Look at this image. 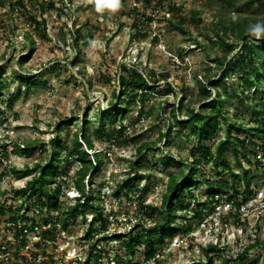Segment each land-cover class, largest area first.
<instances>
[{
	"label": "rangeland",
	"instance_id": "rangeland-1",
	"mask_svg": "<svg viewBox=\"0 0 264 264\" xmlns=\"http://www.w3.org/2000/svg\"><path fill=\"white\" fill-rule=\"evenodd\" d=\"M17 1L0 0V78L7 85L0 97V144L7 147L5 154H0V202L5 200L7 209L5 214H0V230L4 229L14 213L9 206L15 209L21 201V196H11V190L24 186L32 176L17 179L8 172L9 167L32 166L49 151L55 142L51 140H70L77 128L75 125L55 131L57 123L65 116L80 118L79 114H86L95 128L98 108L106 106L114 90L119 93L117 76L122 65L138 66L145 72L155 71L160 79L159 85L155 93L148 94L144 103L137 102L132 106L122 120L127 126L124 133H115L110 140L94 142L89 155L94 158L96 152L101 154L103 165L86 190L99 191L104 196V215L110 217L106 229L109 233L126 232L136 224L150 226L161 214L159 209L149 206L160 207L168 176L178 169L175 161L182 162L181 168L187 171L192 157L190 153L195 151L200 158L205 151L214 153L217 142L225 133L220 119L216 133L201 144L196 143L187 129L180 127L172 128L169 142L165 138L159 140V135L168 131L171 104L176 106L183 102L184 106L197 109L200 104L193 97L198 90L197 80L217 79L221 73L220 64L214 59L222 51L218 43L213 44L210 40L215 37L212 23L222 13L235 18V9H225L220 0H121V8L113 13L108 9L98 12L94 3H85V0H23L24 7L18 6ZM224 10H227L226 13ZM193 11L198 14H193ZM32 15L38 20L44 19L45 28L36 29L31 23ZM168 18L181 21L184 32L172 27ZM27 34L34 42L30 48L27 47ZM21 56L25 59L22 66L19 63ZM75 58L77 64L72 66L70 62ZM57 62L64 66L60 71H54L56 67L52 66ZM19 70L38 74V79L44 84L30 87L26 92L15 76ZM165 74V77L161 76ZM167 85H171L175 92L167 93ZM218 88L226 98L223 106L228 109V116L243 125L240 127L230 121L235 129L233 132L241 140H253L244 126L264 123V101L261 99L264 89L252 88L250 92L258 90L259 93L247 101L248 91L239 95L246 89L235 74L229 75ZM180 89H184L185 94L180 93ZM234 92L238 96L232 98ZM214 94L212 89V96ZM8 99H12L11 107L6 106ZM248 102L251 107L247 106ZM151 107L154 112L159 110L158 119L153 117L155 113L145 114ZM182 118L183 115H179V119ZM111 129L112 125L108 124L104 132L112 134ZM143 142L152 143L153 148L144 150L140 155L138 146ZM255 142L259 148L262 141L256 139ZM29 143L34 146L30 155L14 152L15 144L22 147ZM231 145L229 143L225 147V154L232 170L242 173L231 152ZM254 148L252 145L248 147L250 150ZM258 148L255 151L260 153L261 158L257 159L264 161V152ZM169 158H174V162L165 164ZM239 159L246 169L252 170L249 186L231 181L228 168L220 164L217 166L209 158H202L201 170L196 175L199 184L192 187L196 202H206L201 217L190 211L196 202L193 203L191 194L184 191L187 209H181L179 205H174V208L177 214L186 213L188 217L176 218L172 223V226L178 225L181 229L174 232L165 228L156 239L155 259L146 260L142 247L137 249L133 263L205 262L203 248L217 244L218 249L211 254L213 264H224L225 259H229L228 264H238L240 253L246 264H263V244L246 249L249 244L264 241V168L258 167L254 161L247 162L242 154ZM77 168L78 164L72 161L61 165L60 170L63 173L67 171L65 177L69 180L59 196L64 204L74 203L75 197L79 196L72 184ZM135 173L141 177L136 193L133 192L130 199L124 196L118 200L111 193L112 189L129 174ZM217 180L227 184L213 201L211 195L218 190L213 183ZM139 191L141 201L138 199ZM229 196H232L231 200ZM35 208L31 207L28 219L43 221L44 217L52 222V218L58 221L61 216L59 211L46 213V209L39 211ZM142 209L144 212H141ZM90 217L91 211L85 214V218L80 213L76 219L68 221L67 228L59 227L52 232L66 248L67 264L79 251L76 249L78 245L89 244V240L80 238ZM3 238L5 233L0 232V240ZM160 242H163L162 246H159ZM100 244L104 245L103 242ZM13 249L14 246L11 247ZM53 249L56 252L59 248ZM118 252L121 260H127L125 250L119 247Z\"/></svg>",
	"mask_w": 264,
	"mask_h": 264
},
{
	"label": "trees",
	"instance_id": "trees-1",
	"mask_svg": "<svg viewBox=\"0 0 264 264\" xmlns=\"http://www.w3.org/2000/svg\"><path fill=\"white\" fill-rule=\"evenodd\" d=\"M223 3V7L234 8L236 17H229L228 15L217 16L216 21L212 23V28L215 30V37L210 39L213 44L218 43L221 48L222 54L216 56L214 61L220 64L222 69L217 79L197 80V93L193 97L199 102L197 109L184 106L183 102L176 105L173 103L170 106L168 112L169 115V127L165 134L159 135V140L165 138V141H170V131L174 127H180L187 129L196 139L197 144H201L204 139H207L216 133L218 130L220 119L224 123L225 133L223 138L217 142V146L214 153L205 151L201 153V158L196 152H191L192 155L189 163L188 170L181 168L182 162L175 161L178 169L172 172L168 176V182L166 185L165 192L162 196L160 207L149 206L153 209L160 210V218L154 219V223L148 227L140 226L136 224L126 232H115L110 236L103 234L102 236L95 238V243L101 239H116L119 240L120 245L127 252V260L117 259L118 264H139L133 263V257L139 248H144V258L155 259L157 254V243L156 240L158 235L163 232L165 228L176 232L181 228L178 225L172 223L176 218L186 219L188 216L186 213L177 214L174 205H179L181 209H187V204L184 201V191L191 194L193 203L196 202V197L192 191V187L199 184L196 180V175L200 172V163L202 158L211 159L218 166L223 165L225 168L230 170L231 181L242 182L246 186L250 185V177L252 170L246 169L239 155L242 154L247 162L254 161L258 167L264 168V161L257 159L256 139L262 141L259 145V150L264 152V123H257L250 126H244L247 131L253 136V140L244 138L241 140L235 130L231 126L233 121L234 125H240L233 118L228 116V109L224 108L223 104L226 102V98L219 92V85L225 83L226 78L235 74L236 78L244 85L246 90H242L239 95H244L246 91L247 101L250 100L252 95L258 94V90L250 92L252 88L264 89V39L257 40L252 37L248 28L257 23L264 22V0H220ZM18 6L24 7L23 0H18ZM258 3L256 7L255 4ZM11 8H15L13 3ZM221 10H218L220 12ZM227 10H224L226 13ZM193 14H198L196 11ZM31 23L34 24L36 29L45 28V22L38 20L34 15L30 16ZM168 21L172 24V27L180 29L184 32L183 24L176 22L171 18ZM136 23L134 22L133 25ZM46 35L45 33L43 34ZM29 39L27 47H32L34 42L29 34L26 35ZM233 38L234 40H231ZM229 57H231L229 59ZM76 58L71 60L72 66L77 64ZM25 62L24 57H20V66ZM56 67L54 71H60L62 66L61 63L57 62L52 65ZM67 66V65H66ZM66 68V67H65ZM16 78L19 81V85L24 87L25 91L30 87H39L44 84L38 79V74H31L22 70L16 71ZM165 77V75H161ZM159 76L155 74V71H146L138 66H127L122 65L118 72L117 80L119 83V93L115 90L112 92L111 98L107 101L106 106L98 108L97 125L93 128L92 123L87 119L86 114H79L80 118H72L65 116L56 125L55 131L60 132L63 127L69 128L70 125H75L77 128L73 133V137L70 140H61L56 138L51 140L55 141L51 148L43 158L35 162L32 166L25 165L24 167L11 166L9 171L11 175L17 179H22L27 175L32 174L31 178L26 181V184L20 188L11 190L12 197L15 195L21 196V201L15 209L9 206V210L14 211L13 215L9 219H17L23 217L24 213H20L23 209L28 211L31 207H36L39 211H50L57 210L61 214L59 223L65 228L67 227L69 220H74L80 213L85 214L91 211V221L87 230L85 231V237L94 236L100 234L107 229L108 218L104 215V208L102 199L104 196L100 192H95L86 186L93 182V178L96 173H99L103 165V157L101 154H94L90 157L89 150L94 147L96 140H110L115 133H124L127 126L122 123V120L132 110V106L136 105L137 102L144 103L149 93H155L156 86L159 85ZM91 85V83H90ZM7 85L0 78V97L6 90ZM130 88V89H128ZM212 89L214 90V96H212ZM167 93H174L175 90L171 85H167ZM180 93L185 94L184 89H180ZM238 93H232V98L237 97ZM264 101V96H261ZM12 99H8L6 106L11 107ZM248 107L251 105L247 104ZM155 113V114H154ZM146 115H153L154 118L158 119L160 112H154L153 108H149ZM179 115H183L182 119H179ZM233 119V120H232ZM171 120V121H170ZM110 124L112 125V134L105 133V127ZM236 127V126H235ZM133 140V139H132ZM37 142V141H36ZM231 143V152L237 159L238 165L242 168L243 172H235L232 170L230 162L225 154V147ZM247 143L249 145H247ZM252 145L254 150L248 149ZM85 146V148H84ZM152 149V143L143 142L138 146V152L141 153L146 149ZM0 149L3 151L0 153L5 154L7 149L6 144H0ZM34 149L33 144H27L20 147L15 144L14 152L30 155V152ZM255 152V153H254ZM139 155V156H140ZM252 157V158H251ZM165 161V164L174 162V158ZM75 162L78 164V168L74 171L72 177V184L79 196L75 197V201L72 204H64L59 200L61 190L64 188V184L68 182L67 171L64 173L60 170L62 163L68 164L69 162ZM67 170L66 166L64 167ZM6 173V171H5ZM2 174L3 175H5ZM87 179V182H85ZM141 180V177L136 173L129 174L126 178L119 181L112 189V194L121 200L122 197L126 196L130 199V195L136 193L137 183ZM69 184V183H68ZM226 182L223 180H217L213 183L216 185L218 190L211 195V200L214 201V197L221 193V189L226 186ZM52 185H54L52 187ZM90 186V185H89ZM88 186V187H89ZM9 194V195H10ZM232 196H229L231 200ZM138 199L142 200L141 192L139 191ZM206 202L197 201L192 205V210L195 211L193 215L201 217L202 210L205 208ZM7 209L4 204H0V214H5ZM187 211V210H186ZM185 211V212H186ZM141 212H144L142 209ZM115 215V214H114ZM109 216V215H108ZM161 239V238H160ZM163 242L159 243L162 246ZM264 246V241L259 243L258 241L253 244H249L246 250H250L259 245ZM217 244H209L203 248L205 262L198 261L193 264H213V258L211 254L218 249ZM238 264H246L245 258L242 253L238 255ZM229 259L224 260V264H228ZM264 264V263H263Z\"/></svg>",
	"mask_w": 264,
	"mask_h": 264
},
{
	"label": "built area",
	"instance_id": "built-area-1",
	"mask_svg": "<svg viewBox=\"0 0 264 264\" xmlns=\"http://www.w3.org/2000/svg\"><path fill=\"white\" fill-rule=\"evenodd\" d=\"M256 157L261 158L259 152L256 154ZM4 202L5 200L0 202V204H4ZM35 210L37 209L35 208ZM30 211L32 209L28 211L23 209L20 212L24 213L23 217L9 219L4 229L0 230V232L5 233V238L0 240V264H67L65 262V258L68 257L65 253L66 248L61 240H57L52 234L59 227H64L59 223V220L56 221L53 218L52 222H48L44 217L43 221H38L34 218L28 219L27 216ZM46 213H49V211H46ZM106 217L110 218L108 215ZM90 221L91 217L88 224L84 227L83 235L80 238V240H89V244L78 245L79 247H76L79 251L70 258V264H118L117 259L121 258V254L118 252L119 247L123 249L119 240L101 239L95 243V238L103 234L107 236L113 234L107 230L98 235L95 234L93 237H85V231ZM100 242H103L105 246L99 245ZM12 246H14L13 250H11ZM53 247L59 248L58 251L56 250L57 253ZM49 248H52V250H49Z\"/></svg>",
	"mask_w": 264,
	"mask_h": 264
},
{
	"label": "clouds",
	"instance_id": "clouds-1",
	"mask_svg": "<svg viewBox=\"0 0 264 264\" xmlns=\"http://www.w3.org/2000/svg\"><path fill=\"white\" fill-rule=\"evenodd\" d=\"M85 3H94L98 12L105 9L116 12L121 8V0H85ZM249 34L257 40L264 39V22H257L248 28Z\"/></svg>",
	"mask_w": 264,
	"mask_h": 264
}]
</instances>
